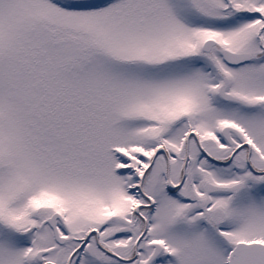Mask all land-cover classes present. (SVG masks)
Wrapping results in <instances>:
<instances>
[{
	"label": "snow or ice",
	"instance_id": "1",
	"mask_svg": "<svg viewBox=\"0 0 264 264\" xmlns=\"http://www.w3.org/2000/svg\"><path fill=\"white\" fill-rule=\"evenodd\" d=\"M0 264H264V0H0Z\"/></svg>",
	"mask_w": 264,
	"mask_h": 264
}]
</instances>
